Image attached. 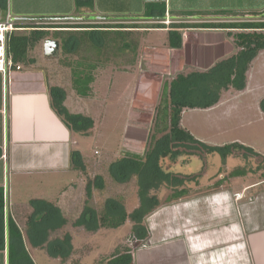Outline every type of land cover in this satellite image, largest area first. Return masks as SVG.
<instances>
[{
    "label": "rangeland",
    "instance_id": "rangeland-1",
    "mask_svg": "<svg viewBox=\"0 0 264 264\" xmlns=\"http://www.w3.org/2000/svg\"><path fill=\"white\" fill-rule=\"evenodd\" d=\"M139 1L136 0L137 3ZM126 13L117 10L112 18H127L129 14ZM95 16L97 15L92 14L89 17ZM211 16L213 18L210 20L223 18L218 22H225V19H232L235 15L216 12ZM239 16L249 17L244 14ZM130 22H136L140 26L150 24L144 20ZM183 23L189 27L180 29L182 45L179 49L168 47L167 38L161 29L136 28L137 31H133L134 34L130 37L135 46L134 50L118 48L119 41L99 50L86 43L75 53L65 54L60 48L56 58L46 61L50 66L45 65L41 56L43 40L36 45L34 53H28L29 56L37 57L38 65L46 69L48 82L60 85L65 90L67 103L93 118L90 136L83 137L87 135L81 136L76 132H72V135L75 140L78 139L81 148H77L86 156L85 173L81 172L82 186L95 176H100L98 182L103 184L100 188H93L95 197H90L87 201V205L97 213L106 199L118 201L127 211L138 203L135 178L123 183L115 182L108 172V166L125 154L143 153L149 140L163 80H170L178 72L207 69L217 56L226 57L237 51L233 43V35L237 30L216 29L214 25H210L213 29L201 30L200 22L186 20ZM55 24L65 25L60 21ZM51 36L52 33H49L46 39H53ZM184 38L186 42L183 44ZM76 61L96 64L90 95L86 97L77 95L72 86L71 72ZM246 80L243 89L226 90L210 111L205 108L183 109L180 124L196 139L205 143L221 145L238 142L251 147L259 156L248 154L244 157L242 151H235L223 163L218 154L203 155L199 151L197 155H182L175 162L163 159L161 164L165 169L171 162L172 171L196 179L184 183L189 193L179 200L168 201L172 189L165 184L157 190L160 206L145 219L148 231L151 227L155 234L151 232L147 240L137 248L141 249L134 251L133 264H182V253L178 250V244H174L176 241L169 243L171 238L160 240L157 237L161 211H166V208L160 211L161 207H174L181 200H189L220 189L227 190L230 195L243 192L241 203L264 196V112L260 108V101L264 98V51L255 55ZM67 103L63 101L66 109L74 111L66 106ZM130 106L134 107L130 109ZM236 167H243L245 174L230 176L229 173ZM220 178L225 179L222 182L223 188H213ZM78 182L79 178L73 172L62 171L56 173L54 181L51 182L52 187L56 185L54 189L57 195L65 187H70L68 192L73 193L70 212L71 254L66 256L64 264H107L115 246L129 244L127 238L130 223L125 222L114 229L98 227L96 230H85L83 226L75 224L83 211L86 198L85 188ZM170 224L174 229L175 220ZM188 225L184 228L190 230L192 225ZM167 245H173L176 250L158 249ZM59 262L63 264L61 260Z\"/></svg>",
    "mask_w": 264,
    "mask_h": 264
},
{
    "label": "crops",
    "instance_id": "crops-1",
    "mask_svg": "<svg viewBox=\"0 0 264 264\" xmlns=\"http://www.w3.org/2000/svg\"><path fill=\"white\" fill-rule=\"evenodd\" d=\"M147 2H164L169 18H181V22L218 23L223 18L210 20L216 12L235 15L232 19L224 18L225 22L244 21L257 18L264 10V0H140L139 3L136 0H93L91 7L77 6L74 0H0V22L8 16L18 19L63 15L78 18L79 22L102 23L101 19H114L112 16L117 10L127 12L129 15L124 19L129 20L140 17ZM92 14L97 16L89 17ZM211 27L199 29H213ZM29 29L22 27L13 32ZM153 29H161L166 36V28ZM185 42L184 38L183 44ZM34 49L36 46L29 53ZM262 51L264 49L259 52ZM41 56L45 65L50 66L46 61L52 58L45 57L43 49ZM30 57L34 62L18 63L11 69L8 80H3L0 73V264H10L11 221L18 228L23 248L33 264H59L60 260L64 264L66 256L71 254L73 193L68 192L70 187H65L57 195L56 185L52 187L51 182L60 171L73 172L82 186L81 171L73 169L69 162L70 150L80 152L77 147H81L49 105L48 86L57 84L49 83L46 69L38 65V58ZM221 57L223 55L217 56L215 62ZM64 103H67L66 97ZM217 103L205 109L210 111ZM71 112L82 113L76 109ZM82 158L86 165V156ZM219 188H223V183ZM94 194L92 189V198ZM245 202L220 189L181 200L174 207H161L160 211L164 208L166 211H161L157 237L160 240L171 238L167 239L169 243L176 241L174 244H178L182 253V264H264V196ZM173 219L174 229L170 224ZM186 224L192 225L190 230L184 228ZM151 232L155 234L150 227L149 236ZM158 249L174 247L167 245Z\"/></svg>",
    "mask_w": 264,
    "mask_h": 264
},
{
    "label": "trees",
    "instance_id": "trees-1",
    "mask_svg": "<svg viewBox=\"0 0 264 264\" xmlns=\"http://www.w3.org/2000/svg\"><path fill=\"white\" fill-rule=\"evenodd\" d=\"M77 6L91 7L93 0H74ZM164 2H147L141 16L132 19H101L102 23L79 22L78 18L69 16H50L40 18L13 19L19 27H29L28 31L10 32L7 35L6 50L11 55L13 66L18 63L34 62L28 53L48 34L59 39L62 53H75L83 44L99 50L108 44L119 41L118 48L122 50H134L130 37L137 31L136 28H165L160 23L165 17ZM175 17V16H174ZM171 19V18H170ZM149 21V25L140 26L136 22ZM166 32L169 48L179 49L182 45L181 28L187 25L181 22V18H173ZM19 21H27L21 24ZM64 22L65 25L55 24ZM31 22V23H30ZM155 23V24H154ZM215 25L224 29H235L234 46L237 51L225 58L217 60L204 70H192L186 73L178 72L170 80H163L158 101L155 106L153 125L149 134V140L142 154L129 153L111 162L108 172L115 182L123 183L135 178L136 195L138 203L127 211L121 203L113 199H106L102 209L97 213L87 205L92 195L93 188L102 187L100 176L88 179L85 185V203L80 217L74 222L83 226L86 230H96L98 227L117 228L125 222L130 223L127 241L128 245H117L111 252L107 264H133L134 251L149 237V231L145 219L160 206L156 194L161 185L165 184L172 189L168 201L185 197L189 189L184 183L196 178L184 177L170 168L171 162H175L182 155H194L199 151L203 155L216 153L224 163L225 159L235 151H242L245 157L248 154L259 156L251 147L238 142H230L221 145H212L196 139L187 129L180 124L183 109L209 108L215 105L223 91L233 88L241 90L246 85V73L255 55L264 49V10L256 19L244 21H226L218 23H201L202 27ZM53 28V30H51ZM67 28V29H65ZM53 31V32H50ZM95 62L76 61L72 68V86L76 94L82 97L90 95V84L94 81L93 70ZM49 105L65 127L81 135H90L93 119L82 113H73L63 104L65 90L59 85H49ZM260 108L264 112V98L260 101ZM168 159L170 164L166 169L161 161ZM69 162L73 169L85 173V164L81 153L77 149H71ZM245 174L243 167H236L229 173L230 176H242ZM225 179L220 178L214 184L219 188ZM1 202V198H0ZM11 245L9 249L10 264H33L27 252L23 248L21 234L11 221Z\"/></svg>",
    "mask_w": 264,
    "mask_h": 264
},
{
    "label": "built area",
    "instance_id": "built-area-1",
    "mask_svg": "<svg viewBox=\"0 0 264 264\" xmlns=\"http://www.w3.org/2000/svg\"><path fill=\"white\" fill-rule=\"evenodd\" d=\"M159 22L164 24L166 29H169L172 20L166 12L164 19ZM20 29H22V27H19L16 22L10 18V16H8L5 21L0 22V73L3 80L9 79V74L13 66L11 55L8 54L6 50L7 35L10 32ZM232 195L236 200H238L243 197V192H234Z\"/></svg>",
    "mask_w": 264,
    "mask_h": 264
},
{
    "label": "water",
    "instance_id": "water-1",
    "mask_svg": "<svg viewBox=\"0 0 264 264\" xmlns=\"http://www.w3.org/2000/svg\"><path fill=\"white\" fill-rule=\"evenodd\" d=\"M43 54L47 58H56L60 52V43L56 39H45L43 41Z\"/></svg>",
    "mask_w": 264,
    "mask_h": 264
}]
</instances>
